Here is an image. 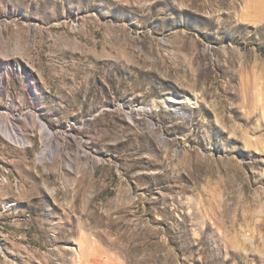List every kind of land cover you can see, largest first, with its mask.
Listing matches in <instances>:
<instances>
[{
  "label": "rangeland",
  "instance_id": "1",
  "mask_svg": "<svg viewBox=\"0 0 264 264\" xmlns=\"http://www.w3.org/2000/svg\"><path fill=\"white\" fill-rule=\"evenodd\" d=\"M10 123L0 264H264V0H0Z\"/></svg>",
  "mask_w": 264,
  "mask_h": 264
},
{
  "label": "bare ground",
  "instance_id": "2",
  "mask_svg": "<svg viewBox=\"0 0 264 264\" xmlns=\"http://www.w3.org/2000/svg\"><path fill=\"white\" fill-rule=\"evenodd\" d=\"M169 100H171L170 98H167V101L165 100H162L161 102L162 103H165V102H170ZM172 101V100H171ZM150 109V108H149ZM11 127L10 129H8L7 127H4L3 125L0 124V131L8 138V139H19V135L17 134V129L14 127L13 124H11ZM40 126L43 127L44 129L47 128V126L44 124V123H40Z\"/></svg>",
  "mask_w": 264,
  "mask_h": 264
},
{
  "label": "water",
  "instance_id": "3",
  "mask_svg": "<svg viewBox=\"0 0 264 264\" xmlns=\"http://www.w3.org/2000/svg\"><path fill=\"white\" fill-rule=\"evenodd\" d=\"M161 101H162V100H161ZM161 101H158V102H157L159 107L162 106V105L165 104V103H168V102L162 103Z\"/></svg>",
  "mask_w": 264,
  "mask_h": 264
}]
</instances>
